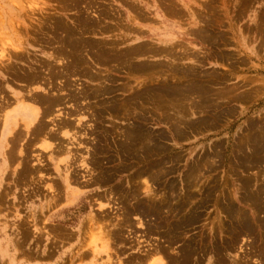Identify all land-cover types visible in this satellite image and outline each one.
Instances as JSON below:
<instances>
[{"label": "rangeland", "instance_id": "1", "mask_svg": "<svg viewBox=\"0 0 264 264\" xmlns=\"http://www.w3.org/2000/svg\"><path fill=\"white\" fill-rule=\"evenodd\" d=\"M11 44L0 133L34 85L50 96L36 95L33 142L19 130L0 162V264H66L76 235L107 264H264V0H0V50ZM59 111L72 121L51 132Z\"/></svg>", "mask_w": 264, "mask_h": 264}, {"label": "bare ground", "instance_id": "2", "mask_svg": "<svg viewBox=\"0 0 264 264\" xmlns=\"http://www.w3.org/2000/svg\"><path fill=\"white\" fill-rule=\"evenodd\" d=\"M86 19V18H85ZM85 21H88V19L87 20H85ZM84 21V22H85ZM56 25V24H55ZM75 29V28H74ZM73 29V30H74ZM84 29V28H83ZM53 30H55V29H53ZM53 30H51V31H53ZM64 29H62V31H63ZM89 30V29H88ZM77 32V31H76ZM63 33V32H62ZM89 33V32H88ZM65 34V33H64ZM58 35V34H57ZM57 35H55V36H57ZM63 36V35H62ZM70 37V36H69ZM72 37V36H71ZM58 38V37H57ZM73 38V37H72ZM74 39V38H73ZM51 40H52V37H51ZM54 40V39H53ZM53 40H52V43H53ZM55 40H56V38H55ZM61 40V39H60ZM74 40H76V39H74ZM59 41V40H58ZM116 41V40H115ZM55 42V41H54ZM62 42V41H61ZM60 42V43H61ZM78 42V41H77ZM86 42V41H85ZM88 42V41H87ZM86 42V43H87ZM117 42H118V40H117ZM57 43V42H56ZM80 43V42H79ZM83 43V42H82ZM111 43H113V42H111ZM111 43H110V45H111ZM49 44V43H48ZM55 44V43H54ZM62 44V43H61ZM75 44V43H74ZM87 44H90V43H87ZM115 44V43H114ZM82 45V44H81ZM102 45V44H101ZM22 46V45H21ZM27 46V45H26ZM64 46V45H63ZM83 46V45H82ZM90 46H91V44H90ZM105 46V45H104ZM116 46V45H115ZM118 46V45H117ZM101 46H99V48H100ZM54 48H55V46H54ZM83 48V47H82ZM98 48V47H97ZM96 48V49H97ZM98 48V49H99ZM111 48H112V46H111ZM116 48V47H115ZM115 48H114V50H115ZM28 49V48H27ZM61 49V48H60ZM78 49H79V47H78ZM21 50H22V48H20V47H18V46H15V45H12L11 44V50H9V51H7L4 47L0 50V65H2V66H7L8 67V65L12 62V59L10 58V54H9V52L11 53V51H12V53H14L15 55H18L20 52H21ZM58 50V49H57ZM69 50V49H68ZM86 50V49H85ZM92 50V49H91ZM95 50V49H94ZM28 51V50H27ZM70 51V50H69ZM81 51V50H80ZM87 51V50H86ZM118 51V50H117ZM62 52V51H61ZM64 52V51H63ZM73 52V51H72ZM71 52V53H72ZM95 52V51H94ZM114 53V52H113ZM55 54V53H54ZM84 54V53H83ZM103 54V53H102ZM24 55V54H23ZM72 55V54H71ZM106 55V54H105ZM115 55V54H114ZM12 56V55H11ZM20 56V55H19ZM26 56V55H25ZM60 56V55H59ZM81 56H82V54H81ZM108 56V55H107ZM106 56V57H107ZM18 57V56H17ZM16 57V58H17ZM21 57V56H20ZM20 57H19V59H20ZM62 57V56H61ZM102 57V56H101ZM100 57V58H101ZM25 58V57H24ZM108 58H110V57H108ZM117 58V57H116ZM18 59V58H17ZM59 59V58H58ZM60 59H62V58H60ZM66 59V58H65ZM68 59V58H67ZM102 59H104V58H102ZM28 60V59H27ZM40 60V59H39ZM62 60H64V58L62 59ZM118 60V59H117ZM17 61V60H16ZM22 61V60H21ZM42 61V60H41ZM94 61V60H93ZM95 62V61H94ZM98 62V61H97ZM114 62H115V56H114ZM119 62V61H118ZM46 63V62H45ZM53 63V62H52ZM55 63V62H54ZM106 63V62H105ZM47 64V63H46ZM75 64V63H74ZM96 64V63H95ZM94 64V65H95ZM108 64H109V62H108ZM114 64V63H113ZM13 65V64H12ZM16 65V64H15ZM31 65V64H30ZM53 65V64H52ZM51 65V66H52ZM55 65V64H54ZM64 65V64H63ZM110 65V64H109ZM117 65V64H116ZM14 66V65H13ZM22 66V65H21ZM42 66V65H41ZM47 65H45V67H46ZM75 66V65H74ZM76 66H78V65H76ZM107 66V65H106ZM118 66V65H117ZM24 67V66H23ZM31 67V66H30ZM53 67V66H52ZM60 67V66H59ZM85 67V66H84ZM1 68V67H0ZM32 68V67H31ZM34 69H37V68H35V67H33ZM40 68V67H39ZM43 68V67H42ZM92 68V67H91ZM172 68V67H171ZM11 69V68H10ZM20 69H21V67H20ZM23 69V68H22ZM41 69V68H40ZM44 69V68H43ZM56 69V68H55ZM79 69V68H78ZM81 69V68H80ZM82 69H84V68H82ZM87 69V68H86ZM88 69H89V67H88ZM93 69V68H92ZM163 69V68H162ZM38 71H39V69H37ZM51 70V69H50ZM71 70V69H70ZM75 70V69H74ZM181 70V69H180ZM15 71V70H14ZM29 71V70H28ZM86 70L84 69V71L83 72H85ZM17 71H15L14 73H16ZM50 72V71H49ZM55 72V71H54ZM53 72V73H54ZM57 72V71H56ZM88 72H89V70H88ZM93 72V71H92ZM11 73V72H10ZM13 73V74H14ZM43 73H45V72H43ZM24 74H25V72H24ZM47 74H49V73H47ZM64 74H66V73H64ZM78 74V73H77ZM76 74V75H77ZM100 74V73H99ZM98 74V75H99ZM133 74V73H132ZM137 74V73H136ZM18 74H16V76H17ZM34 75V74H33ZM50 75H51V73H50ZM53 75V74H52ZM81 75L83 76V74L81 73ZM23 75H21V77H22ZM43 76V75H42ZM67 76H69V75H67ZM74 76V75H73ZM86 76H87V74H86ZM85 76V77H86ZM90 76H92L91 75V71H90ZM44 77V76H43ZM75 77V76H74ZM88 77V76H87ZM95 77V76H94ZM96 77H97V75H96ZM101 76H99V78H100ZM54 78V77H53ZM68 78V77H67ZM71 78V77H70ZM89 78H91V77H89ZM102 78V77H101ZM149 78H150V76H149ZM13 79V78H12ZM17 79V78H16ZM30 79H34L33 77L32 78H30ZM44 79V78H43ZM51 79V78H50ZM55 79V78H54ZM103 79V78H102ZM18 80H19V78H18ZM35 80H36V78H35ZM34 80V81H35ZM39 80V79H38ZM37 80V81H38ZM56 80V79H55ZM97 80V79H96ZM24 81V80H23ZM27 81V80H26ZM57 81V80H56ZM22 82V81H21ZM28 82V81H27ZM31 82V81H30ZM101 82H102V80H101ZM100 82V83H101ZM26 83V82H25ZM38 83V82H37ZM91 83V82H90ZM103 83H104V81H103ZM28 84H30V83H28ZM31 84H35V83H31ZM40 84H41V82H40ZM46 84V83H45ZM50 84V83H49ZM58 84H60V83H58ZM70 84V83H69ZM27 85V84H26ZM44 85V84H43ZM199 85V84H198ZM198 85H197V87H198ZM24 86V85H23ZM59 86V85H58ZM25 88V87H24ZM178 88V87H177ZM177 88H176V90H177ZM193 88H194V86H193ZM192 88V90H194ZM57 89V88H56ZM98 89V88H97ZM110 90V89H109ZM54 91V90H53ZM97 91H99V90H97ZM175 91V90H174ZM181 91V90H180ZM198 91V90H197ZM26 92V91H25ZM95 92H96V90H95ZM178 92V91H177ZM199 92V91H198ZM64 92H61V95L63 94ZM66 93V92H65ZM47 95L46 97H48V95L50 96V94H49V91L45 88V87H43L42 85H34L29 91H28V97L30 96V98L31 99H33L34 101L32 102V101H23V100H19L18 102H17V105L15 106V107H13L12 109H9V108H7V109H5L4 110V113H3V116H2V125H1V127H2V130H1V133H0V151H2L3 150V147H5V155L6 156H4V157H2V164H3V166L4 165H6L7 164V162H9V160H10V156H9V153H10V150H11V143L14 141V139H12V138H14L15 137V135H16V133L18 132L19 133V130H23L24 132H25V137L26 138H24V142H26V143H29L30 141L29 140H32V142H33V139H32V134L33 133H35L34 131H36L38 128H39V125H40V123L42 122V120H43V118H44V110H43V108L41 107L43 104H42V100H41V106L38 104V102L36 101L37 99H39V98H37L36 99V95L38 96V95ZM52 94V93H51ZM55 94V93H54ZM57 94V93H56ZM55 94V95H56ZM69 94V93H68ZM99 94V93H98ZM102 94V93H101ZM58 95V94H57ZM97 95V94H96ZM42 96V97H43ZM52 96V95H51ZM5 97V96H4ZM41 97V96H40ZM67 97V96H66ZM66 97H65V99H66ZM64 98V97H63ZM29 99V98H28ZM42 99V98H41ZM46 99V98H45ZM44 99V100H45ZM65 99H63V100H65ZM73 99V98H72ZM71 99V100H72ZM75 99V98H74ZM4 100V99H3ZM25 100V99H24ZM47 100V99H46ZM80 100V99H79ZM7 101V100H6ZM70 101V100H69ZM152 101V100H151ZM44 102V101H43ZM46 102V101H45ZM44 102V103H45ZM48 102V101H47ZM49 102H51L50 100H49ZM79 102V101H78ZM7 103V102H6ZM51 104V103H50ZM69 104V103H68ZM80 104V103H79ZM154 104V103H153ZM65 105V104H64ZM76 105H77V103H76ZM61 106V105H60ZM89 106V105H88ZM64 108H65V106H63ZM46 108V107H45ZM54 108V107H53ZM64 108H62V110L64 109ZM71 108V107H70ZM72 109V108H71ZM88 109V108H87ZM60 110V109H59ZM48 111V110H47ZM49 111H50V109H49ZM52 111V110H51ZM54 111V110H53ZM154 111V110H153ZM65 112V111H64ZM73 113H77L76 111L75 112H73ZM49 114V113H48ZM68 114H69V112H68ZM72 114V113H71ZM110 114V113H109ZM74 115V114H73ZM48 116V115H47ZM68 116V115H67ZM101 116V115H100ZM166 116H168V115H166ZM62 117H64V118H66V119H70L69 117L67 118L64 114H63V112L62 111H59L56 115H53V116H51V117H49L48 119H47V121H49L50 123H51V125H52V127L50 128V131L51 132H55L56 130H57V126L58 125H60V123L59 122H61V121H64L63 120V118ZM71 120V119H70ZM68 121V120H67ZM72 121V120H71ZM74 122V121H73ZM57 123H59V124H57ZM48 124V123H47ZM62 124V123H61ZM65 125H66V123H65ZM71 125V124H70ZM79 125V123L77 124V126ZM68 126V125H67ZM64 127V126H63ZM67 130H69L70 131V129H67ZM67 130H65V131H63V132H60L61 134H64L66 137L67 136H70L71 135V132H69V131H67ZM149 130V129H148ZM37 132H39V131H37ZM45 132V131H44ZM59 133V132H58ZM76 133V132H75ZM124 133V132H123ZM122 133V134H123ZM24 134V133H23ZM44 134V133H43ZM47 134V133H46ZM74 134V132L72 133V135ZM154 134V133H153ZM37 135V134H36ZM42 135V134H41ZM71 135V139H75L76 137H73ZM17 136V135H16ZM23 136V135H22ZM21 136V137H22ZM40 136V135H39ZM29 137V138H28ZM123 137V136H122ZM128 137V136H127ZM157 137V136H156ZM56 138V137H55ZM59 138V137H58ZM145 138V137H144ZM155 138V137H154ZM11 139L13 140L11 143H10V141H11ZM150 139V138H149ZM160 139V138H159ZM23 140V139H22ZM19 141H20V139H19ZM19 141H18V143H19ZM38 142V141H37ZM144 142H147V141H144ZM151 143V142H150ZM30 144V143H29ZM40 144H41V146L44 148V149H50V148H52L53 149V151L54 150H56V148H57V143H54V142H51L50 140H46V139H44L43 141H42V143L40 142ZM167 144V143H166ZM165 144V145H166ZM18 145V144H17ZM160 145V144H159ZM257 145V144H256ZM255 145V146H256ZM31 146V145H30ZM141 145H139V147H140ZM162 146V145H161ZM257 147H258V145H257ZM22 148H24V147H22ZM22 148H19V150H18V154H19V156L21 155V154H24V156L26 155V153L24 152V150L22 149ZM70 149H72V147L70 148L69 146H68V150H70ZM156 150V149H155ZM29 151V150H28ZM162 151V150H161ZM166 151H168V150H166ZM15 152V151H14ZM45 152V151H44ZM68 152H70V151H68ZM151 152V151H150ZM157 152V151H156ZM152 153V152H151ZM15 154V153H14ZM13 155V154H12ZM29 155V154H28ZM147 156V155H146ZM14 157H15V155H14ZM16 158H18V157H16ZM25 158V157H24ZM258 158V157H257ZM1 159V158H0ZM206 159V158H205ZM94 160V159H93ZM199 160V159H198ZM200 160H201V158H200ZM199 160V161H200ZM203 160V159H202ZM252 160H254V159H252ZM14 161V160H13ZM22 161V160H21ZM167 161V160H166ZM169 161V160H168ZM195 161V160H194ZM163 162V161H162ZM254 162H255V160H254ZM23 163V161L21 162V164ZM164 163V162H163ZM167 163H169V162H167ZM174 163V162H173ZM24 164V163H23ZM22 164V165H23ZM194 165V164H193ZM96 166V165H95ZM195 166V165H194ZM203 166V165H202ZM198 167V166H197ZM2 168V167H1ZM160 168V167H159ZM27 169V168H26ZM70 169V168H69ZM166 169L167 168H165V171H166ZM190 169H192V168H190ZM65 170V169H64ZM90 170H92V169H90ZM173 170V169H172ZM201 170H203V169H201ZM27 171V170H26ZM194 171V170H193ZM76 172V171H75ZM153 172V171H152ZM196 172V171H195ZM19 173H20V171H19ZM27 173V172H26ZM150 173V172H149ZM148 173V174H149ZM193 173V172H192ZM17 174V173H16ZM39 174V173H38ZM189 174V173H188ZM143 175V174H142ZM152 175V174H151ZM150 175V176H151ZM162 175V174H161ZM170 175V174H169ZM187 175V174H186ZM137 176V178H139L138 177V175H136ZM168 176V175H167ZM142 177V176H141ZM65 178V177H64ZM86 178V177H85ZM136 178V179H137ZM131 179V181L133 180L132 178H130ZM135 179V178H134ZM166 179V178H165ZM192 179H193V177H192ZM198 179V178H197ZM65 180V179H64ZM89 179H87V181H88ZM164 180V179H163ZM152 181H154V180H152ZM184 181H186V180H184ZM135 182V181H134ZM147 182H148V180H147ZM146 181H143V183H142V185H143V191L145 192V193H150L151 191H152V187L149 185V182L147 183ZM160 182V181H159ZM133 183V182H132ZM175 183V182H174ZM66 184V183H65ZM88 184H90V183H88ZM130 184V183H129ZM169 184V183H168ZM167 184V185H168ZM184 184V183H183ZM186 184V183H185ZM184 184V185H185ZM131 185V184H130ZM160 187V186H159ZM158 187V188H159ZM170 187V186H169ZM173 187V186H172ZM171 187V188H172ZM178 187V186H177ZM180 187V186H179ZM191 187V186H190ZM183 188V187H182ZM187 188V187H186ZM175 189V188H174ZM158 190V189H157ZM164 190H165V188H164ZM167 190V189H166ZM187 190V189H186ZM57 191H59V190H57ZM154 191H156V190H154ZM162 191V190H161ZM171 191V190H170ZM253 191V190H252ZM157 193H158V191H156ZM176 192V191H175ZM7 193V192H6ZM63 193V192H62ZM65 193V192H64ZM71 193V192H70ZM154 193V192H153ZM166 193V192H165ZM182 193V192H181ZM202 193V192H201ZM72 194H76V192H74V193H72ZM138 194V193H137ZM161 194H163V193H161ZM170 194H172L173 195V193L171 192ZM140 195V194H139ZM138 195V196H139ZM167 195V194H166ZM211 195V194H210ZM82 196V195H81ZM132 196V195H131ZM134 196V195H133ZM183 196V195H182ZM245 196V195H244ZM251 196V195H250ZM104 197V196H103ZM181 197V196H180ZM101 198V197H100ZM166 198V197H165ZM251 198V197H250ZM137 199V198H136ZM176 199V198H175ZM190 199V198H189ZM246 199H247V196H246ZM152 200V199H151ZM180 200V199H179ZM178 200V201H179ZM183 200V199H182ZM195 200V199H194ZM193 200V201H194ZM244 200V199H243ZM248 200H250V199H248ZM247 200V201H248ZM171 201V200H170ZM185 201V200H184ZM54 202V201H53ZM138 202H140V201H138ZM166 202V201H165ZM226 202V201H225ZM224 202V203H225ZM2 203V202H1ZM147 203V202H146ZM145 202H144V204H146ZM169 203V202H168ZM189 203V202H188ZM227 203V202H226ZM230 204V203H229ZM253 203H251L250 205H252ZM13 206H14V204H12ZM190 205V204H189ZM193 205V204H192ZM224 204H222V206H223ZM249 205V206H250ZM44 206V205H43ZM99 206V205H98ZM196 206V205H195ZM216 206V205H215ZM229 206V205H228ZM169 207V206H168ZM206 207V206H205ZM43 208V207H42ZM178 208V207H177ZM197 208V207H196ZM227 208V207H226ZM238 208V207H237ZM254 208V207H253ZM105 209V208H104ZM221 209V208H220ZM258 209V208H257ZM256 209V210H257ZM178 210H179V208H178ZM178 210H176V211H178ZM183 210V209H182ZM203 210V209H202ZM201 210V211H202ZM240 210V209H239ZM142 211V210H141ZM162 211V210H161ZM160 211V212H161ZM169 211H171V210H169ZM262 211V210H261ZM261 211H259V213L261 212ZM188 212V211H187ZM244 212V211H243ZM242 212V213H243ZM93 213V212H92ZM186 213V212H185ZM254 213V212H253ZM258 213V212H257ZM93 214H95V213H93ZM159 214V213H158ZM167 214H169V213H167ZM96 215V214H95ZM100 215V214H99ZM170 215V214H169ZM234 215V214H233ZM105 216V215H104ZM152 216V215H151ZM158 216V215H157ZM162 216V215H161ZM173 216V215H172ZM240 216V215H239ZM150 217V216H149ZM165 217H167V216H165ZM236 217V216H235ZM249 217L250 216H247V218L249 219ZM94 218H95V216L94 215H89V217H88V219H87V221L89 222H92L93 223V221H94ZM174 218V217H173ZM232 218V217H231ZM234 218V217H233ZM239 218V217H238ZM246 217H244V219H245ZM251 218V217H250ZM102 219V218H101ZM161 219V218H160ZM159 219V220H160ZM167 219V218H166ZM166 219H165V221H166ZM259 219V218H258ZM98 220H100V219H98ZM107 220V219H106ZM169 220V219H168ZM167 220V221H168ZM171 220V219H170ZM176 220H178V219H176ZM238 220V219H237ZM239 220H241V218L239 219ZM247 220V219H246ZM252 220V219H251ZM251 220H250V224H251ZM260 220V219H259ZM105 221V220H104ZM172 221V220H171ZM179 221V220H178ZM231 221H233V220H231ZM230 221V222H231ZM242 222V221H241ZM258 222V221H257ZM91 223V224H92ZM157 223V222H156ZM155 224V223H154ZM262 224V223H261ZM167 225V224H166ZM170 225V224H169ZM231 225V224H230ZM171 226V225H170ZM169 226V227H170ZM176 226V225H175ZM235 226V225H234ZM259 226V225H258ZM116 227V226H115ZM220 227V226H219ZM227 227V226H226ZM188 228V227H187ZM190 228V227H189ZM237 228V227H236ZM254 228V227H253ZM258 228V227H257ZM153 229V228H152ZM155 229H157V228H155ZM160 229V228H159ZM159 229H157V230H159ZM173 229V228H172ZM223 229V228H222ZM234 229H235V227H234ZM246 229V228H245ZM117 230V229H116ZM162 230H163V228H162ZM214 230V229H213ZM226 231H229V229L227 230V229H225ZM237 231H238V229H236ZM243 230V229H242ZM247 230V229H246ZM263 230V229H262ZM261 230V232L263 233L264 231H262ZM234 231V230H233ZM162 232V231H161ZM244 232V231H243ZM255 232V231H254ZM65 233V232H64ZM97 233V232H96ZM113 233V232H112ZM155 233V232H154ZM160 233V232H159ZM173 233V232H172ZM184 233V232H183ZM186 233V232H185ZM219 233V232H218ZM234 233V232H233ZM242 233V232H241ZM102 234V233H101ZM169 234V233H168ZM215 234V233H214ZM231 234H232V232H231ZM244 234H247V233H245L244 232ZM257 234V233H256ZM96 235H98V234H96ZM162 235V234H161ZM167 235V234H166ZM169 235H171V234H169ZM173 235V234H172ZM200 235V234H199ZM198 235V236H199ZM229 235V234H228ZM103 236V235H102ZM174 236H176V235H174ZM181 236V235H180ZM180 236L179 237H177V238H180ZM184 236V235H183ZM203 236V235H202ZM234 236V235H233ZM232 236V239L234 238ZM246 236V235H245ZM249 236V235H248ZM230 237V236H229ZM247 237V236H246ZM258 237V236H257ZM256 237V238H257ZM166 238V237H165ZM193 238V237H192ZM213 238V237H212ZM241 238V237H240ZM239 238V239H240ZM103 239V238H102ZM242 239V238H241ZM264 239V238H263ZM173 240H174V237H173ZM201 240V239H200ZM213 240H215V239H213ZM212 240V241H213ZM191 241V240H190ZM225 241V240H224ZM103 242V241H102ZM182 242V241H181ZM196 242V241H195ZM201 242V241H200ZM207 242V241H206ZM222 242V241H221ZM228 242V241H227ZM208 243V242H207ZM254 243H256V242H254ZM159 244V243H158ZM170 244V243H169ZM261 244V243H260ZM213 245H214V243H213ZM235 245V244H234ZM236 245H238V244H236ZM256 245V244H255ZM262 245H264V244H262ZM159 246V245H158ZM261 246V245H260ZM259 246V247H260ZM170 247H171V245H170ZM251 247H252V245H251ZM253 247L255 248V246L253 245ZM252 247V248H253ZM159 248V247H158ZM185 248H187V247H185ZM189 248V247H188ZM253 248V249H254ZM264 248V247H263ZM218 249V248H217ZM224 249V248H223ZM230 249H231V247H230ZM150 249H147V250H144V251H142L141 252V254L142 255H149L148 254V251H149ZM155 250V249H154ZM167 250V249H166ZM168 250H169V248H168ZM252 250V249H251ZM257 250V249H256ZM259 251H261V249H258ZM153 251V250H152ZM225 251V250H224ZM237 251V250H236ZM154 252V251H153ZM153 252H151L152 254H153ZM183 252V251H182ZM197 252V251H196ZM223 252V251H222ZM257 252V251H256ZM157 253H159V252H157ZM156 253V254H157ZM184 253V252H183ZM215 253V252H214ZM254 253V252H253ZM160 254V253H159ZM178 254H180V252L178 253ZM197 254V253H196ZM221 254V253H220ZM151 255V254H150ZM149 255V256H150ZM163 255V254H162ZM173 255V254H172ZM214 255V254H213ZM212 255V256H213ZM222 255V254H221ZM157 256V255H156ZM156 256L155 255H152V256H150V259H149V264H167L164 260H161V259H159V258H156ZM197 256V255H196ZM247 256V255H246ZM245 256V257H246ZM255 256V255H254ZM257 256V255H256ZM255 256V257H256ZM144 257V256H143ZM175 257H176V255H175ZM175 257H173V258H175ZM184 257V256H183ZM238 258H241V257H239V256H237ZM145 258H146V256H145ZM149 258V257H148ZM166 258V257H165ZM170 258V257H169ZM217 258V257H216ZM228 258V257H227ZM256 258H258V257H256ZM147 259V258H146ZM176 259V258H175ZM175 259H174V262H175ZM195 259V258H194ZM206 259V258H205ZM224 259V258H223ZM246 259V258H245ZM247 259H249V258H247ZM171 260V259H170ZM181 260V259H180ZM189 260V259H188ZM200 260H202V259H200ZM226 260V259H225ZM228 260V259H227ZM241 260V259H240ZM255 260V259H254ZM254 260H251V261H253L254 262ZM257 260V259H256ZM139 261H141V260H139ZM219 261V260H218ZM237 261V260H236ZM244 261H246V260H244ZM248 261V260H247ZM192 262V261H191ZM197 262V261H196ZM200 262H202V261H200ZM205 262H206V260H205ZM210 262V261H209ZM208 262V263H209ZM241 262H242V260H241ZM240 262V263H241ZM256 262V261H255ZM263 262V261H262ZM173 263V262H172ZM177 263V262H176ZM187 263V262H186ZM221 263V262H220ZM225 263H228V262H225ZM224 263V264H225ZM248 263H249V261H248ZM142 264V263H141ZM181 264V263H180Z\"/></svg>", "mask_w": 264, "mask_h": 264}, {"label": "crops", "instance_id": "3", "mask_svg": "<svg viewBox=\"0 0 264 264\" xmlns=\"http://www.w3.org/2000/svg\"><path fill=\"white\" fill-rule=\"evenodd\" d=\"M2 155H3V151H0V158H1L0 162H2ZM64 199H65L64 204L70 206L74 205V203H76L78 200L77 197L75 198L73 196L69 198V201H67V198ZM60 210L62 211V208H60ZM79 239H80L79 236L76 235L74 240L77 241L69 242L68 245L64 246L60 251L57 252V254H59L60 261L65 256H68L67 260L63 259V261H65L66 264H107L106 263V259L108 257L107 252L103 253L102 251H99L97 253H94L93 250L91 249H85L84 245L86 244L87 238L86 237L84 239L81 238L80 241ZM57 254H54V257L58 256ZM149 259L150 256L149 258L145 259V262L143 264H148Z\"/></svg>", "mask_w": 264, "mask_h": 264}]
</instances>
